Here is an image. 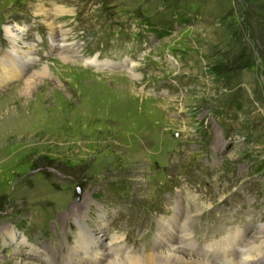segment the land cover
I'll return each instance as SVG.
<instances>
[{
    "label": "rangeland",
    "instance_id": "obj_1",
    "mask_svg": "<svg viewBox=\"0 0 264 264\" xmlns=\"http://www.w3.org/2000/svg\"><path fill=\"white\" fill-rule=\"evenodd\" d=\"M40 4L70 11L73 63ZM6 26L37 59L9 76ZM195 209L178 249L207 258L264 225V0H0V264H76L77 241L92 264L112 238L143 255Z\"/></svg>",
    "mask_w": 264,
    "mask_h": 264
},
{
    "label": "bare ground",
    "instance_id": "obj_2",
    "mask_svg": "<svg viewBox=\"0 0 264 264\" xmlns=\"http://www.w3.org/2000/svg\"><path fill=\"white\" fill-rule=\"evenodd\" d=\"M35 10V14H39V19L44 23L48 30L49 42L58 49V60L62 64L73 63V58L77 57L78 55L76 53V48H70L66 42V31H62L58 26H56V21L58 18L64 17V15L69 14L70 11L54 6L55 11L51 12V10H46V8L44 9L43 5L41 4L38 5ZM4 35L5 39L10 44V47L8 48V51L5 52L3 59H1V61H5V64H9L7 69H5L6 67L4 64L5 68H2L3 76H9L12 72L11 70L16 72L17 67L23 68L24 66L35 63L37 59L33 56V44L31 46L30 44L24 42L23 39L26 34L23 28L18 26H6L4 28ZM84 63L85 65L90 64L94 67L99 66L97 64L96 58L84 61ZM18 64H20V66H17ZM8 69H10V71H7ZM47 69L48 68L46 65L42 66L39 71L34 73L33 79L47 76ZM128 75L131 80L138 81V76L136 75L134 65L130 66ZM195 211V215H190L186 212V214H184V219L182 221L180 220L181 226L178 231L180 234V239L178 244L172 243L177 233L175 232L177 229H175L174 226L177 224L178 216L175 214V216H172L167 226L161 223L160 229L158 230V235L161 236H158V241L154 244V246H157V248L154 249L155 251L149 250L148 253L145 251L143 255H134L131 251H128L126 248H124L123 244H120L121 242L119 241V238H112L110 242L111 245H109L105 250L92 248V255L94 250H98L93 255L95 257L92 259L94 260V263L92 264H264L263 224L256 227L254 234L250 238H241V235L238 232L235 233L232 239L225 238L224 244L216 247L219 250L218 255L213 257L207 258L205 255H203L205 253L197 252L192 248H190V253L180 251L179 249H184V246L181 245L193 246L187 227L194 221V217L197 215V213H199L200 210L195 209ZM78 212H80L82 215L83 208H81V210ZM74 215L72 216L73 220H76L77 217H80ZM78 230L80 234H82L85 229H83V227H78ZM162 240L165 241V244H168L167 246L170 247L169 249L166 248L165 244L159 243ZM90 245H92V243ZM85 247L87 248L86 245ZM212 248L216 250L215 247ZM69 250L70 251L68 253L66 252L67 254L65 256V260L67 261L69 257L73 259L75 258L76 264H83L82 261H86V256L84 255L90 254L87 249L80 248L78 241L73 244ZM81 250L84 254V257H77V253H79ZM108 253L110 255H108ZM201 254L203 257L200 256ZM85 264L87 263L85 262Z\"/></svg>",
    "mask_w": 264,
    "mask_h": 264
},
{
    "label": "trees",
    "instance_id": "obj_3",
    "mask_svg": "<svg viewBox=\"0 0 264 264\" xmlns=\"http://www.w3.org/2000/svg\"><path fill=\"white\" fill-rule=\"evenodd\" d=\"M148 27V33L153 34L156 38H163L165 36H167L168 34L166 32H161L157 29V24L155 25H151V26H147Z\"/></svg>",
    "mask_w": 264,
    "mask_h": 264
}]
</instances>
